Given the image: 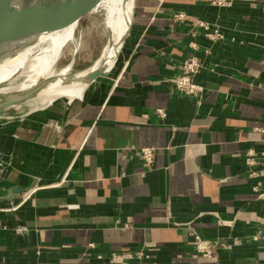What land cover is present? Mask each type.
Returning <instances> with one entry per match:
<instances>
[{"label": "crops", "instance_id": "1", "mask_svg": "<svg viewBox=\"0 0 264 264\" xmlns=\"http://www.w3.org/2000/svg\"><path fill=\"white\" fill-rule=\"evenodd\" d=\"M193 56L200 101L165 82ZM0 118V264H116L112 254L138 249L143 264H264L248 239L264 223L253 191L264 192V167L249 177L243 161L264 152V0H134L106 76ZM150 147L148 167L133 149ZM192 234L216 241L217 257L197 256Z\"/></svg>", "mask_w": 264, "mask_h": 264}, {"label": "bare ground", "instance_id": "2", "mask_svg": "<svg viewBox=\"0 0 264 264\" xmlns=\"http://www.w3.org/2000/svg\"><path fill=\"white\" fill-rule=\"evenodd\" d=\"M132 9L133 0H103L100 2L93 15L102 16L108 33L107 43L89 68L73 75L68 73L69 66L57 72L55 65L65 45L72 41L75 26L51 36L38 35L32 44L24 46L19 52L0 63V103L9 100L11 91L17 94L26 92L27 89L33 88L39 79L44 78H49L50 81L38 88L31 95V99H40L39 103L46 105L60 98L80 97L88 86L91 74L98 71L108 72L114 67L121 38L129 28ZM15 76L23 77L19 86L15 88L16 90L13 89Z\"/></svg>", "mask_w": 264, "mask_h": 264}, {"label": "water", "instance_id": "3", "mask_svg": "<svg viewBox=\"0 0 264 264\" xmlns=\"http://www.w3.org/2000/svg\"><path fill=\"white\" fill-rule=\"evenodd\" d=\"M102 1L103 0H0V63L19 52L24 46L32 44L33 40L40 34L51 36L71 26H75L76 31L81 21L87 16L93 15ZM133 9L129 28L121 38L120 48L130 30ZM118 54L119 51L116 54V59ZM108 72L98 71L97 73L91 74L87 84H90L99 77L106 76ZM22 78V76H15L13 81H20ZM47 81H50V79H39L33 88L27 89L26 92L23 93L17 94L15 91H11L9 100L5 103H0V113L7 108L30 100L31 95ZM15 96H17V98L14 99ZM7 120V118H0V122ZM29 191L30 188L25 190L15 188L12 194L19 195L22 193L26 195Z\"/></svg>", "mask_w": 264, "mask_h": 264}, {"label": "built area", "instance_id": "4", "mask_svg": "<svg viewBox=\"0 0 264 264\" xmlns=\"http://www.w3.org/2000/svg\"><path fill=\"white\" fill-rule=\"evenodd\" d=\"M262 1L263 0H209V4L216 8H231L236 4H244L249 7H256ZM172 17L177 22H182L189 18V16L183 12L176 13ZM194 26L201 29L205 36L214 42L222 38L219 29L205 21L196 20ZM179 68L181 73L176 77L165 79V82L169 83L178 94L196 101H200V99L203 97L204 90L194 82L193 77L203 68L202 62L200 59L193 56L185 60ZM157 114L160 117L164 116L162 110H158ZM133 151L135 155L146 164V166L149 167L151 165L154 157L153 148L133 149ZM243 161L247 167L249 177L259 176V173L260 175L263 174V169L259 172H256L255 169L258 167H264V152L257 155L252 151H248L244 154ZM253 191L257 197L262 198L264 196V192H260L259 185L254 186ZM191 236L192 238L190 244L192 245L194 253L197 256L206 258L217 257L216 241L202 239L195 234H192ZM248 239L251 242L259 244L261 247H264V223L259 224L256 230L250 236H248ZM150 258L151 256L141 249L130 250L125 253L112 254L110 256V259L116 264H143V262L149 260Z\"/></svg>", "mask_w": 264, "mask_h": 264}, {"label": "rangeland", "instance_id": "5", "mask_svg": "<svg viewBox=\"0 0 264 264\" xmlns=\"http://www.w3.org/2000/svg\"><path fill=\"white\" fill-rule=\"evenodd\" d=\"M72 36V41H69L63 48L55 68L57 72H60L69 66L68 73L73 75L89 68L96 61L107 43L108 33L104 27L102 16L97 14L84 18L76 31L74 27ZM122 47L123 45L119 53ZM20 83V81L14 82L13 89L16 90L15 88ZM39 102H41L40 99H30L22 104L3 110L0 115L18 116L45 105Z\"/></svg>", "mask_w": 264, "mask_h": 264}]
</instances>
